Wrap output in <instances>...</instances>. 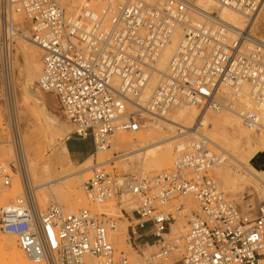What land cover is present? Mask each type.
Listing matches in <instances>:
<instances>
[{
	"label": "built area",
	"instance_id": "obj_1",
	"mask_svg": "<svg viewBox=\"0 0 264 264\" xmlns=\"http://www.w3.org/2000/svg\"><path fill=\"white\" fill-rule=\"evenodd\" d=\"M216 1L251 18L264 0ZM195 11L189 0H0V103L16 153L10 163L0 149L3 183L11 185L15 169L22 183L26 173L14 88L19 37L43 51L37 85L55 95L73 125L65 142L90 137L95 150L109 147L117 132H138L144 115L161 117L184 105L221 113L238 103L245 128H264V41L242 33L230 39L218 19L196 20ZM15 14L24 17L27 29ZM174 40L160 71L158 62ZM223 88L236 100L226 101ZM227 162L225 153L210 150L199 136L176 145L171 170L119 177L94 168L83 188L98 203L125 195L135 201L133 236L148 230L159 246L149 261L168 259L177 250L181 258L175 264H264V196L254 217L241 213L209 175ZM23 187L22 196L0 207V231L15 236L33 262L84 264L88 256L100 264H132L125 253L116 255L114 223L104 215L70 212L58 203L41 210L29 183ZM179 197H192L198 211L184 201L168 207ZM182 217L189 220L186 235L167 238Z\"/></svg>",
	"mask_w": 264,
	"mask_h": 264
},
{
	"label": "bare ground",
	"instance_id": "obj_2",
	"mask_svg": "<svg viewBox=\"0 0 264 264\" xmlns=\"http://www.w3.org/2000/svg\"><path fill=\"white\" fill-rule=\"evenodd\" d=\"M146 1L149 3H155L160 0H146ZM189 1L193 4L196 10L193 15L194 19L203 21L204 17L208 15L218 19L223 25L224 34L226 37L236 40L238 39V35L242 33V34L251 35L252 37L264 41L263 39L256 37V35H253L248 30H246L250 25V17L242 14L238 10H235L228 6L220 5L216 0H189ZM21 16L22 15L20 14L14 15L16 22H21V20H19ZM19 38H22V40H24V41H18L21 42L19 43V46L21 53L24 56V62L21 60L20 55H17L15 60L16 62L15 67L17 69L24 68L25 78H26L25 79L26 86L21 90L20 98L23 100L25 104L32 105V107H35L37 116L34 119V122L40 121L41 124H43L47 129H49L52 135H55L56 128L60 126V120L49 113V109L51 107V102L49 97L47 96L45 98L38 99L32 96L30 92V89L32 88L30 86L39 78L40 76L39 74L41 73V69H42L41 66H36L34 64L33 55L40 54L43 51L35 42L31 40L28 41L29 39L23 37H19ZM177 38L178 37H176V40ZM176 40H174L173 43L167 47L163 56L159 60L157 65L158 70L163 71L166 68L167 62L173 53ZM27 42L35 43L39 49L32 47L33 45L31 47H26ZM13 56H14V50H13ZM157 79H158V75L155 74L153 77V82L147 94H149L150 90L152 89ZM36 90L38 91V89ZM222 95L224 96L225 100L227 99L226 101L232 102L236 100L233 96V92L231 95L230 89L228 88H223ZM231 97L232 99L229 100ZM238 109L239 106L237 108L236 106L232 105V107L229 109L230 111H227V113H225L224 116L220 118H211L210 117L211 115L209 116L206 114L208 113L209 110L207 112L200 113V110L197 107L187 106V105L180 106L177 108H172L169 112H167L164 116L161 117L144 115L150 118H154L158 123L164 122L166 124V125L164 124L165 125L164 127L157 129L154 128L153 125H151V129L156 131L157 134L159 135L157 141L155 140L153 141L150 138V136H146V135H140L137 140H134L133 139L134 137L133 138H127L125 136L115 137V140H113V147L117 149L121 147L129 148V150L131 151L124 153L119 158H124L125 160H129L130 162L132 161L131 158H132V154L134 153L133 151L136 152L137 150L140 151L142 149L144 155H143V159L141 160H143V162L147 163L148 160L151 162H159L158 166L159 168H162L173 165V155H172L173 143L175 142V140H177L178 136H181L184 133L185 134L189 133V135H193L196 138H199V136H203L204 139H207L208 148L210 150L214 152L219 150L220 152H223L228 156L231 166L227 165L226 163L227 167L219 166L215 168L217 176L219 177L220 181L222 182L225 188L234 191L237 190L238 187H240L242 184L243 185L252 184L259 191L261 190L262 192H264V128H262L260 131H254V130L252 131L245 128L237 114ZM30 111L31 110H29L26 113L28 119L32 117V116L30 117ZM221 113H217V114H221ZM31 119H33V117ZM261 119H262L261 120L262 125L264 126V110L262 111ZM175 126L179 127L178 130L179 134L177 133L174 134L175 131L172 129V127ZM200 127L201 129L203 128V134L199 133ZM166 129L167 131H165ZM241 139H245L244 145H242ZM38 141H39L38 138L32 132L29 133V135L25 138L24 141L26 150L29 153L33 152L34 157L36 158L35 159L31 155L32 157L31 160L32 161L36 160V162L35 163L29 162L30 173H31L30 179H32L33 181H39V184L35 185L38 188H44V187L49 188L50 184L52 182H55L59 178L44 180L43 175L50 171V165L46 163L42 166V168L38 167V165L40 164L39 162H41V160L43 159V154L41 155L40 150L37 149L35 146V144ZM159 142H165L166 144L165 153L163 155H158L155 151L148 153V150H153ZM62 144H63L64 153L69 156V150L66 142L63 141ZM137 145H140L141 147L137 148ZM111 149L112 148L109 147L97 149L96 150V153H98L97 163L91 164L85 168L87 169H90L91 167L99 168V169L102 168L103 166L100 165L106 164V162L114 158L110 152ZM93 155H91L90 158H92ZM11 156H13L12 150H11ZM6 158L8 157L6 156ZM20 177L19 175L18 177H16L14 183V189L11 192H4L3 191L4 189L2 190L0 185V207L11 203L12 201L16 200L18 197L23 195L24 187H22L23 183L21 182ZM78 185H79L78 180L76 179L69 180L63 183V185H61L62 187L56 191L58 197L67 204L73 206V208L79 207L81 204H83V202L87 203L85 199V194L78 189ZM263 194L264 193H262V195ZM11 198H13L14 200L7 202V200ZM115 199L116 198H111L110 200L106 201L104 204L111 202ZM36 201L40 208L45 206L47 203V199L42 200L38 198L36 199ZM189 202H191V200H189ZM127 204H132V203H130L129 201ZM70 212H77V211H70ZM116 225L117 224L114 223L115 228ZM185 227L186 226L183 225L181 221H178V225L175 226V228H173V231L175 232V234L185 233L186 235L187 232ZM115 228L113 230H115ZM152 246L155 245L153 244ZM98 261L99 260L97 258H92L88 256L84 258V264H90V263L92 264V262L93 264H100V262ZM0 264H45V263L33 262L26 255V253H24L21 249H18L15 246L14 240L12 238L0 235Z\"/></svg>",
	"mask_w": 264,
	"mask_h": 264
},
{
	"label": "rangeland",
	"instance_id": "obj_3",
	"mask_svg": "<svg viewBox=\"0 0 264 264\" xmlns=\"http://www.w3.org/2000/svg\"><path fill=\"white\" fill-rule=\"evenodd\" d=\"M19 20H21V22H18V23H21L20 25L24 29H27V24H26L24 17L21 16V18ZM246 30H248L251 34L256 35V37H259V38L264 40V1L260 5V7L257 9V11L250 18V25H249L248 29H246ZM18 41H24V40H22V38L16 39V44L14 45V56H13L15 98H16V103H17V107H18V114H19V124H20V131H21L22 148H23L25 158H26L25 169H26L27 174L24 172L25 183L23 181V184L29 183V186L31 187L33 193L35 194L36 199H38V198L42 199V200L47 199L46 205L41 207V210H45L51 204L58 202L67 211L68 210L69 211H79L81 209H89L92 213L102 214V215H104L106 220H110L113 223L117 224L115 230L111 231V235H112V239L114 242V246H115L117 256H119L121 253H125L129 259V261L132 264H175V262L181 258V252L177 251V250L172 251V253L168 259H154L152 261H149L147 259L148 257L152 256L153 254H155L158 251L159 246L154 244L155 240L152 236H150V232L148 230H145L143 232H140L138 230L137 234L135 236H133L132 231H131V227H134L136 224V220H135L136 216H135V212H134V210L136 208V203L134 200L130 199V196L125 195L122 197H117L115 200L108 202L106 204H104L105 202L98 203L96 201H93L92 199H90L87 196L86 192L84 191L83 185L90 177H92L94 168L91 167L90 169H87L85 167H87L91 164H95L98 161V153H96V150H95L94 145H93V141L90 137H88L86 139H80L78 137L72 138L73 140H79V141L83 142L88 149H91L92 153L94 154V155L92 154L93 155L92 158H90V156H91L90 155L86 160H83L81 162H76L74 160H71L70 156H68L64 153L62 142L65 141L64 138L70 132H72L73 125L65 117L55 95L52 93H49V92H45V91L41 90L40 88H38V85H37L38 79L30 86V87H32L30 89L31 95L38 98V99L39 98L42 99V98H45L47 96L49 97L50 102H51V107L49 109V113L60 120V126L58 128H56L55 135H52V133L49 131V129H47L43 124H41L40 121L34 122V119L37 116V112H36L35 107H32V105L25 104L23 102V100L20 98L21 90L26 86V81H25L26 78H25L24 68L17 69L15 67V64H16L15 60H16L17 55H20L21 60L24 62V56L21 53L20 46H19V43H21V42H18ZM28 41H30V40H28ZM27 43H26V47H31L33 45L32 47L39 49L35 43H33V42H27ZM42 54H43V52H41L40 54H34L33 55L34 64L36 66H41V68H42V61H41ZM0 88H1V84H0ZM36 89H38L39 92ZM230 93L232 95V90H230ZM231 99H232V97L229 100H231ZM238 106L239 105H236L237 108H238ZM29 110H31L30 111V117L32 116L33 119H31L32 117L30 119H28L26 116V113ZM225 113H227V111L226 112L224 111L221 114H217L216 112L209 110L208 113H206V114L209 116L211 115L210 116L211 118H220V117H223ZM164 124H165L164 122L158 123L154 118H150L148 116H145L144 120H143V126L139 130V132H134V133L117 132L116 134H114V136H111L109 138V140H110L109 148H112L110 152L114 158H112L111 160L106 162V164L100 165V166H103L101 169L112 172L119 177H123V176L129 175V174H141L142 176H146V177H154L158 173H161V172H164L167 170H171L173 168V165L168 166V167L159 168V166H158L159 162H151L149 160L147 161L148 164L143 162V160H141V159H143V155H144L142 149L140 151L137 150L136 152L133 151L135 154L134 153L132 154V158H131L132 161L130 162L129 160H125L124 158H119L124 153L131 151V150H129V148L121 147V148L117 149V148L113 147V140H115V137H124V136L127 138H133L134 137L133 139L137 140L140 135H146V136H150V138L153 141L154 140L157 141L159 135L157 134L156 131L151 129V125H153V127L157 129V128L164 127L166 125V124L165 125ZM172 129L175 131L174 134H176V133L179 134V131H178L179 127L175 126V127H172ZM200 129H201V127L199 128V133L203 134V128L201 130ZM165 131H167V129ZM30 132H32L38 138L39 141L35 144V146L37 149L40 150L41 155L43 154V159L41 160V162H39L40 164L38 165V167L42 168V166L46 163L50 165V171L43 175L44 180H48V179L50 180V179H54V178L58 179L59 178L55 182H52L50 184L49 188H45V187L44 188H38L35 185L39 184V181H33L32 179H30L31 178L30 163L36 162V160H34V161L31 160V158L34 157V153L33 152L29 153L26 150V146L24 143L25 138L29 135ZM0 134H4L2 140H3V142H5V144L0 146V149L2 150L3 154H5L4 155L5 158H6V156L8 157V158H6L8 160V162L15 163L16 153H15L13 146L10 143L11 137H10V133H9V128L7 126V123H6L5 109H4V105L2 102L0 103ZM189 139L193 140V139H197V138L194 137L193 135H189V133L188 134L184 133L181 136L177 137V140H175V142L173 143V149H172L173 161H174V157H175L176 145L178 143L184 141V140H189ZM241 142H242V145H244L245 139H241ZM140 147H141L140 145H137V148H140ZM9 148L12 150L13 156H11V150ZM154 151L158 155H163L166 151L165 142H159L153 150H148V153L154 152ZM215 152L218 153L220 151L218 150ZM31 155H32V157H31ZM126 163H128V164H126ZM61 164H63V165H61ZM227 165L231 166L230 162H227ZM221 166L227 167L226 164L221 165ZM63 170H65V171H63ZM145 170H147L148 172ZM72 172H75V173H72ZM18 175H19V177L21 176L20 171L15 169L14 173H12V183L9 186H7L3 183V180L1 179V176H0L1 189L2 190L4 189L3 190L4 192H11L14 189L15 179H16V177H18ZM209 175L211 177H213L218 182L221 189L223 190V192L227 196L228 200L231 201L241 213L247 214L250 217L255 216L258 207L260 206V204L263 201L264 194L262 195V193H264V192H262L261 190L259 191L252 184H249V185H243L242 184L240 187H238L237 190L231 191V190H229L223 186L222 182L220 181L219 177L217 176L215 168H213L210 171ZM20 179H21V177H20ZM75 179L78 180V182H79L78 189L85 194V199H86L87 203L83 202V204H81L79 207L73 208V206H71L70 204H67L66 202L61 200L58 197L56 191L58 189H60L62 187L61 185H63V183H65L66 181L75 180ZM21 182H22V179H21ZM23 184H22V187H23ZM58 186H59V188H58ZM237 192H238V194H237ZM41 194H43V195H41ZM231 194H233V195H231ZM12 200H14V199L13 198L8 199L7 202H10ZM189 200H191V202H189ZM127 201L128 202L130 201V203H132V204H127L128 203ZM183 201L190 208L191 212H197L198 211V209H199L198 205L192 197L176 198L170 202L168 207H170L171 204H177V203H180ZM187 215H188V217L191 216L189 213H187ZM178 221H181V223L186 226L185 227L186 232L188 231L189 220L186 217H182V218L178 219L174 224L171 225V230H170L169 234L167 235V238L174 239V238L182 237L185 235V233H176L175 234V232L173 231V228H175V226L178 225ZM139 234H142V236L139 239H135V237H138ZM0 235L12 238L14 240L15 246L18 249H20L18 244H17V240H16L15 236L4 234L1 231H0ZM149 239H152L153 243H150V244L147 243V241ZM153 244L155 246H152ZM98 262H100V260ZM92 264H93V262H92Z\"/></svg>",
	"mask_w": 264,
	"mask_h": 264
},
{
	"label": "crops",
	"instance_id": "obj_4",
	"mask_svg": "<svg viewBox=\"0 0 264 264\" xmlns=\"http://www.w3.org/2000/svg\"><path fill=\"white\" fill-rule=\"evenodd\" d=\"M80 139H86V138H80ZM69 150V156L71 160H74L76 162H81L83 160H86L90 155H92V150L88 149L85 144L79 140H73L70 139L66 142ZM147 243H153L152 239H149Z\"/></svg>",
	"mask_w": 264,
	"mask_h": 264
}]
</instances>
